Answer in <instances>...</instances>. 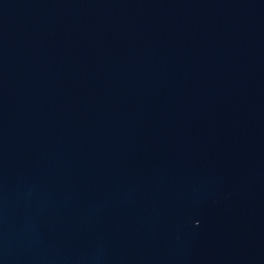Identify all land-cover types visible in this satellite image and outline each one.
Returning a JSON list of instances; mask_svg holds the SVG:
<instances>
[{"label":"water","instance_id":"obj_1","mask_svg":"<svg viewBox=\"0 0 264 264\" xmlns=\"http://www.w3.org/2000/svg\"><path fill=\"white\" fill-rule=\"evenodd\" d=\"M0 264H264V0H0Z\"/></svg>","mask_w":264,"mask_h":264}]
</instances>
